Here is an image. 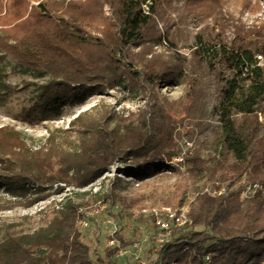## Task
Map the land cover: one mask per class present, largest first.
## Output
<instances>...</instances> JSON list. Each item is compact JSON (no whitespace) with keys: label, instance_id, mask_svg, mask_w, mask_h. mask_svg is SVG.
<instances>
[{"label":"trees","instance_id":"1","mask_svg":"<svg viewBox=\"0 0 264 264\" xmlns=\"http://www.w3.org/2000/svg\"><path fill=\"white\" fill-rule=\"evenodd\" d=\"M4 1L0 53L44 80L34 105L20 115L24 122L61 117L67 106L121 88L138 92L144 103L128 117L114 113L113 127L108 117L75 118L68 130L80 138L75 152L54 136L34 149L16 127H0V184L27 186L34 193L26 202L0 201V213L32 207L55 185L57 193L62 184L90 186L116 164L139 182L171 170L177 189L165 206H174L203 181L219 183L217 189L227 183L228 190L198 194L191 223L156 243L152 264H264V193L243 200L231 190L244 181L264 185V24L247 25L228 14L220 0H9L7 12ZM163 83L186 85L185 94L162 102L158 86ZM179 118L202 131L211 127L218 140L217 153L209 158L191 150L186 171L169 165L179 148ZM109 198L130 218L148 209L139 197L113 192ZM85 219L82 204L67 201L33 232L6 226L0 264H121L118 246L108 245L104 256L92 258L80 230ZM112 239L120 247L134 244L122 236Z\"/></svg>","mask_w":264,"mask_h":264},{"label":"rangeland","instance_id":"2","mask_svg":"<svg viewBox=\"0 0 264 264\" xmlns=\"http://www.w3.org/2000/svg\"><path fill=\"white\" fill-rule=\"evenodd\" d=\"M220 2L228 14L241 19L247 25L264 24V0H220ZM1 7L4 12H7L9 0H5ZM173 17H176V13H173ZM184 52L188 53L187 50ZM43 82L44 80L37 74L26 70L11 57L0 53V127L7 125L16 127L24 140L34 149L39 148L50 136H54L66 150L75 152L80 145V138L75 130L68 131L72 129L71 122L75 118L81 116L86 121H106L108 117L113 127L117 121V118H112L114 113L128 117L130 113H136L144 103L138 92L132 93L126 88H121L103 95L95 94L89 97L84 105L67 106L61 117H55L43 123L24 122L20 115L25 109L34 105L35 91ZM185 90L186 85L163 83L158 86V94L162 102H172L182 98ZM260 122L261 133H264V113L260 114ZM175 134L179 148L169 162L171 167L186 171L185 161L191 150L201 152L205 158L217 153L215 146L218 140L215 139L211 127H206L202 131L195 122L179 118ZM123 168L122 164H116L111 172L85 188L68 187L62 184L63 190L57 193L55 185L53 188H47L49 196L39 198L32 207L22 206L1 212L0 241L5 235L6 226H11L12 232H33L51 222L63 203L72 201L82 204V211L88 217L80 224V230L84 241L91 248L93 259L104 256L112 237L122 236L126 241L132 244L140 242L142 246L137 252L133 248H128L129 252L121 264H135L136 255L140 256V261L145 264H152L157 257L158 248L151 239L156 232V227L148 219L149 212L137 219L130 218L119 203L115 206L111 205L109 195L114 192L121 196L139 197L148 209L165 206V202L177 189V174L166 170L164 173L139 182L134 177L123 174ZM117 177H121L122 180ZM207 189L212 191L216 188L207 181L191 186L183 199H177L174 202V206H179L182 200L183 204L190 200L191 203L195 202L198 194ZM227 190L226 183L223 185V191ZM231 190L239 193L243 200H248L242 183H236ZM33 197V191L27 186L20 189L18 186L12 188L0 184V201L17 199L26 202ZM139 213L136 212L138 215ZM122 214H124L123 218ZM47 251V247H40V252Z\"/></svg>","mask_w":264,"mask_h":264},{"label":"built area","instance_id":"3","mask_svg":"<svg viewBox=\"0 0 264 264\" xmlns=\"http://www.w3.org/2000/svg\"><path fill=\"white\" fill-rule=\"evenodd\" d=\"M148 10V8H146ZM244 193L247 194L248 199L254 198L258 194L264 193V185L261 183H252L248 181H244ZM216 186H220L219 183H216ZM215 186V187H216ZM205 192L211 193L212 195H221L225 193L223 191V186L219 189H214L212 191L206 190ZM192 201L185 203L179 206H161L152 209H144L139 214H146L149 212V216L154 219V224L156 227V232L152 235V240L157 244H163L169 240L171 235L176 229L186 226L187 224L191 223L190 218V209ZM85 224V223H83ZM109 246H118L119 250L117 252V257L119 259L125 258L126 254L129 252L127 247H120L119 243L112 239L109 242ZM142 244L140 242L134 243L132 248L137 252L141 248ZM207 261L210 260V257H206ZM135 264H145L144 262L140 261V256L136 255V263ZM177 264V263H172Z\"/></svg>","mask_w":264,"mask_h":264}]
</instances>
